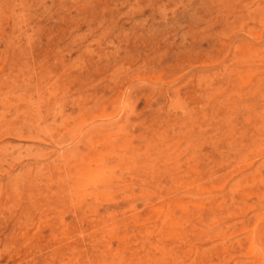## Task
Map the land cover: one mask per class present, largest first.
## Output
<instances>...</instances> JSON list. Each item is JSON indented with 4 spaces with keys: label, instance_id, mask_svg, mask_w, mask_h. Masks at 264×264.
Masks as SVG:
<instances>
[{
    "label": "rangeland",
    "instance_id": "rangeland-1",
    "mask_svg": "<svg viewBox=\"0 0 264 264\" xmlns=\"http://www.w3.org/2000/svg\"><path fill=\"white\" fill-rule=\"evenodd\" d=\"M16 1L0 264H264V0Z\"/></svg>",
    "mask_w": 264,
    "mask_h": 264
},
{
    "label": "bare ground",
    "instance_id": "bare-ground-1",
    "mask_svg": "<svg viewBox=\"0 0 264 264\" xmlns=\"http://www.w3.org/2000/svg\"><path fill=\"white\" fill-rule=\"evenodd\" d=\"M15 1H16V0H15ZM16 2H17V1H16ZM165 6H166V5H165ZM161 7H162V6H161ZM15 12H16V11H15ZM184 15H185V14H184ZM181 28H182V27H181ZM124 31H125V30H124ZM241 32H242V31H241ZM263 33H264V32H263ZM236 36H237V35H236ZM251 37H252V36H251ZM255 40H256V39H255ZM107 43H108V42H107ZM109 44H110V42H109ZM114 45H115V44H114ZM87 52H88V51H87ZM116 53H117V52H116ZM243 65H244V64H243ZM260 73H261V72H260ZM132 81H133V80H132ZM75 96H76V95H75ZM90 97H91V96H90ZM3 101H4V100H3ZM10 101H11V100H10ZM13 101H14V100H13ZM6 104H7V103H6ZM1 110H2V109H1ZM2 111H4V110H2ZM117 115H118V114H117ZM116 117H118V116H116ZM105 119H106V118H105ZM111 119H112V118H111ZM93 120H94V119H93ZM108 120H109V119H108ZM102 121H103V120H102ZM104 121H105V120H104ZM248 122H249V121H248ZM123 123H124V122H123ZM59 137H60V136H59ZM89 140H90V139H89ZM90 141H91V140H90ZM92 142H93V140H92ZM92 142H91V143H92ZM70 144H71V143H70ZM70 144H69V145H70ZM59 150H60V149H59ZM59 150H57V151H59ZM251 150H252V149H251ZM251 150H250V151H251ZM249 153H250V152H249ZM156 157H157V156H156ZM248 157H249V156H248ZM164 159H165V158H164ZM232 160H233V159H232ZM242 161H243V160H242ZM161 162H162V161H161ZM243 162H244V161H243ZM179 164H180V163H179ZM237 165H238V164H237ZM259 166H260V165H259ZM259 166H258V167H259ZM231 168H232V167H231ZM247 171H248V170H247ZM110 173H111V172H110ZM152 175H153V174H152ZM117 176H118V175H117ZM243 176H244V175H243ZM239 177H240V176H239ZM233 181H234V180H233ZM239 184H240V183H239ZM235 186H238V185H235ZM239 186H240V185H239ZM198 187H199V186H198ZM234 188H235V187H234ZM235 189H236V188H235ZM235 189H234V190H235ZM235 191H236V190H235ZM235 191H234V192H235ZM220 194H221V193H220ZM231 197H232V196H231ZM231 199H232V198H231ZM244 201H245V200H244ZM119 202H120V201H119ZM133 207H134V206H133ZM44 208H45V207H44ZM262 211H263V210H262ZM256 212H257V210H256ZM259 221H260V220H259ZM226 225H227V224H226ZM253 228H254V227H253ZM252 231H253V230H252ZM249 232H250V231H249ZM246 233H248V232H246ZM252 233H253V232H252ZM244 234H245V233H244ZM244 234H242V235H244ZM244 236H246V235H244ZM228 240H229V239H228ZM253 240H254V239H253ZM235 241H237V240H235ZM224 242H225V241H224ZM255 247H256V246H255ZM262 260H263V259H262ZM62 262H63V261H62ZM241 262H243V261H241Z\"/></svg>",
    "mask_w": 264,
    "mask_h": 264
}]
</instances>
